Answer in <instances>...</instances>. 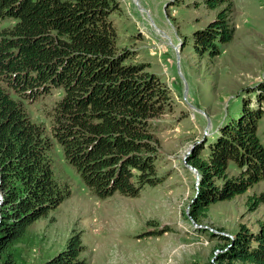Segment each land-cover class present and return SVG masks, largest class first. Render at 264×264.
I'll list each match as a JSON object with an SVG mask.
<instances>
[{
	"label": "trees",
	"instance_id": "obj_1",
	"mask_svg": "<svg viewBox=\"0 0 264 264\" xmlns=\"http://www.w3.org/2000/svg\"><path fill=\"white\" fill-rule=\"evenodd\" d=\"M183 0H174V3ZM214 17L192 35L194 52L214 58L234 34L233 0H198ZM115 0H0V264H19L14 247L35 222L69 195L53 175L54 145L89 192L104 199L136 197L163 181L156 174L155 121L172 109L168 87L132 52L117 46L110 20ZM189 8V7H188ZM236 118L196 143L185 163L198 172L185 212L193 223L211 204L244 194L264 180V79ZM54 98L36 122L27 105ZM264 192L249 196L250 209ZM217 264H264V219L221 236ZM80 234L40 264H86ZM24 264V263H23Z\"/></svg>",
	"mask_w": 264,
	"mask_h": 264
},
{
	"label": "rangeland",
	"instance_id": "obj_2",
	"mask_svg": "<svg viewBox=\"0 0 264 264\" xmlns=\"http://www.w3.org/2000/svg\"><path fill=\"white\" fill-rule=\"evenodd\" d=\"M112 21L117 46L132 52L168 87L172 109L155 121L160 151L156 174L163 181L145 187L136 197L92 195L54 145L53 175L69 187V195L32 224L15 245L19 264H40L66 248L80 234L86 264H217L221 236H235L244 227L255 232L264 219V203L255 209L249 196L264 192V180L244 194L209 206L194 224L185 214L194 198L196 175L185 163L192 147L215 135L236 118L243 100L254 105L252 91L264 79V0H233L234 34L218 56L194 52L192 35L214 17L198 0H115ZM189 7V8H188ZM0 21V29L6 25ZM55 99L27 105L36 122ZM264 146V114L257 123Z\"/></svg>",
	"mask_w": 264,
	"mask_h": 264
},
{
	"label": "water",
	"instance_id": "obj_3",
	"mask_svg": "<svg viewBox=\"0 0 264 264\" xmlns=\"http://www.w3.org/2000/svg\"><path fill=\"white\" fill-rule=\"evenodd\" d=\"M187 165V164H186ZM190 169H192V170H194V173H195V175H196V177H198V172L193 168V167H191L190 165H187ZM194 224H196V223H194Z\"/></svg>",
	"mask_w": 264,
	"mask_h": 264
},
{
	"label": "built area",
	"instance_id": "obj_4",
	"mask_svg": "<svg viewBox=\"0 0 264 264\" xmlns=\"http://www.w3.org/2000/svg\"><path fill=\"white\" fill-rule=\"evenodd\" d=\"M197 182H198V178H196V180H195V185H197Z\"/></svg>",
	"mask_w": 264,
	"mask_h": 264
}]
</instances>
